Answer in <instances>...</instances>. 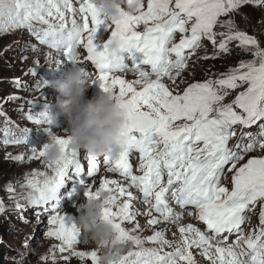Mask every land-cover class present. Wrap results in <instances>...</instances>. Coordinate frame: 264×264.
<instances>
[{
  "label": "snow or ice",
  "instance_id": "snow-or-ice-1",
  "mask_svg": "<svg viewBox=\"0 0 264 264\" xmlns=\"http://www.w3.org/2000/svg\"><path fill=\"white\" fill-rule=\"evenodd\" d=\"M132 2L128 0L129 5ZM248 4L260 7L264 0H147L137 14L122 11L119 20L108 21L94 0H0V31L27 29L41 45L62 53L90 77L81 60L80 50H85V60L96 69L93 84L99 83L105 93H114L127 118L126 150L118 159L103 158L108 172L119 173L129 182L127 188L117 180L104 179L94 191L87 178L97 175L98 158L74 151L68 139L57 136L62 157L54 164L46 162L48 144L40 151L31 149L30 158L44 159L52 174L38 172L29 178L27 199L33 206L55 213L48 219L46 234L60 242V253L69 252L89 264H99L100 260L96 250H76L89 240L76 225L69 226L58 211L61 189L71 180L86 189L88 199L100 192L110 194L104 219L111 223L122 246L131 244L136 249L117 256L114 264H197L193 248L201 250L211 264H264V211L258 231L246 234L242 228L248 221L247 213L257 203H264V156L245 161L257 148L264 151V128L259 139L251 138L242 151L239 144L237 150L229 147L236 136L235 126L249 128L264 121V49L255 37L237 30L232 19L221 20ZM106 22L114 29L103 50H98L97 32ZM34 23L43 27L36 28ZM142 25L143 31H139ZM217 26L226 31L217 33ZM115 38H119L122 55L113 63L109 47ZM204 40L218 45L220 53L230 52L229 44L235 41L242 50L251 51L254 59L241 62L220 79L192 83L182 93H174L162 78L175 83L173 71L185 69L187 51L194 52ZM142 64L151 65V71L142 70ZM128 72L139 79L128 82L117 75ZM237 89L240 91L234 100L224 103L229 90ZM28 119L50 124L47 111L29 114ZM46 131L53 134L51 127ZM5 137V144L28 143L23 138H8L7 133ZM133 153L139 154L140 174H134L129 162ZM226 172L231 173V188L223 183ZM129 189L142 194V203L148 206V225L161 222L153 212L169 224L195 215L206 231L192 224L178 225V242L168 240L162 231L146 240L133 235L140 229L138 223L132 231L124 227L137 215L131 203L137 197ZM170 199L183 211L177 212ZM4 210L0 203V213ZM232 233L237 234L234 243L225 238ZM146 242L156 247H145ZM165 247L172 250L165 251Z\"/></svg>",
  "mask_w": 264,
  "mask_h": 264
},
{
  "label": "rangeland",
  "instance_id": "rangeland-1",
  "mask_svg": "<svg viewBox=\"0 0 264 264\" xmlns=\"http://www.w3.org/2000/svg\"><path fill=\"white\" fill-rule=\"evenodd\" d=\"M227 19L233 20L237 30L243 31L248 35L255 37L260 42L261 48L264 49V6L257 7L254 4L242 5L234 14H230L228 17H221V20ZM221 31L226 30L217 26L216 32L219 33ZM9 35V32H0V98H4L5 96V98L13 96L11 98L15 100L23 99L29 95L31 90V97H34L36 103H38L37 99L39 97L36 96L39 94L37 93V88L40 86V81L43 82L45 80H49L50 76H54V73H52L54 72V67L53 65L47 64L45 59L44 61L41 59V62L35 61L33 59L32 55L34 52L30 50V40L25 38L23 34L16 33L15 35ZM229 46H231L234 52H228L225 54L221 53V57L218 58V63H216V61H214L216 59L213 57V55L217 53V51H212L214 46L209 41V44H205V51L212 53L213 59L207 61L202 59L199 60L196 64L189 67L187 69L188 71L184 74L190 79L192 78L191 74H193L198 78L204 79V81L212 80V78L217 80L222 76L227 75L231 70L238 68L241 62L254 59L252 52L242 50L238 46L237 42H230ZM203 68L212 70V74H210L208 71L206 72ZM221 71L224 73L220 74ZM33 72L35 74H32ZM126 78L129 79V82H134L135 80L139 79L138 76L134 77L130 75L124 77V79ZM181 78L185 79L184 82H178L169 87V89H171L174 93H182L187 86L192 83H197V81L191 82L184 77ZM191 80L193 81V78ZM164 83L171 84L170 82L166 81H164ZM166 86L168 87L169 85ZM136 87L139 89L140 85H136ZM238 93L239 92L237 91H231L229 93L231 94L230 98L234 99ZM17 94L18 96H15ZM86 94H90V91ZM45 95L43 98L49 97L48 94ZM5 98L3 99L2 105H4L6 102L4 101ZM30 100L33 101V99ZM17 103L18 102H15V104ZM10 108L11 107L9 105V108L7 109ZM12 150L13 149H2L0 147V198L6 200L5 202H2V204L5 205V208L9 206L12 208L10 209L11 212L6 211L3 216H0V264H89L87 260L80 259H77L79 262L75 260L73 263H70L68 260L74 259L75 257L72 256L71 253L64 255L63 253L59 252L58 247L60 242L54 238L48 237L46 234L50 226L47 223L48 218L45 220L43 209H39V206H33L36 211H34L33 208H31V211L37 213L34 215L31 213L29 207L24 205V203H26L28 200L25 199V201L22 203H11L12 201L14 202L16 198L22 200V198L19 196L23 194L22 185L25 181H22V175L20 178L17 177L15 179H11L9 174L15 170H18L20 167L28 165L30 161H34L30 158L32 154L28 153L27 151L24 150V153L22 154H13L11 153ZM262 154H264V151L261 150L254 152L249 155L245 161L252 156H263ZM17 157H22L23 160H18ZM40 161H42V163L38 162L37 165H33L32 168H30L31 171H35L34 168L36 169V166L37 168H40L39 166H43L44 163L46 164L45 160L41 159ZM100 166L102 174L98 176L97 173V175L91 179L93 182V187H98L100 181L104 179L112 178L120 180L118 174L110 173L108 172L107 168L105 170L102 165ZM47 170L48 168L45 167L42 172L46 173ZM230 175L231 173H229V176ZM26 177L25 179L28 178ZM24 185L28 188L26 182ZM74 187L76 188L75 193H78V197L74 199L73 203H66V201L63 202L62 205L59 206L58 211H61L65 207L72 205L77 207L78 205L84 204L82 201H85L88 197L85 196L84 198H81L82 201L79 202V200H81L79 194L83 193L85 188L83 186L72 184L71 180L66 183L64 187L65 192L61 193L70 195L73 193ZM12 196H16V198ZM134 202L138 203L137 200H134ZM134 202L131 201L133 205L132 211L137 213V215L135 216L134 222L125 223L124 227H126V229L132 231V229H134L138 223L140 225V229L137 232H133L132 234L139 235L142 239L146 240L147 237L153 235L156 231H162L165 233V236L168 240L173 242L179 241V236L175 235V232H171V229L167 228L168 226L157 227L156 225H148V218L144 215V213L141 210H134L135 208H142V206L140 204H135ZM17 205H19V207H17ZM21 205L24 206L21 207ZM78 211L79 210H76L75 212V219L77 221L76 224H79L80 216ZM52 214L55 213L47 212L46 217L50 218V215ZM15 216L19 217L22 221H19ZM39 216H42L44 219L42 218V220H39ZM187 224L192 223L187 222L185 225ZM140 230L142 231L139 233ZM10 236H14V238H9ZM144 246L156 247V245H152L151 243L147 242ZM194 249L196 248H193L192 251L197 264H211V262L207 259L203 261V258L205 257L201 255L200 250L196 251ZM88 250L97 251L95 244L91 242V246L88 248ZM130 250L135 251L136 249L131 244L126 245L124 255H127V252ZM164 250L171 251L172 249L165 247ZM50 252L55 253L56 258L54 260L53 257H51L52 254H49ZM56 252H58V254H56ZM98 254L100 255V253ZM65 256H68L69 259L65 260ZM45 257H47V259H45Z\"/></svg>",
  "mask_w": 264,
  "mask_h": 264
},
{
  "label": "clouds",
  "instance_id": "clouds-1",
  "mask_svg": "<svg viewBox=\"0 0 264 264\" xmlns=\"http://www.w3.org/2000/svg\"><path fill=\"white\" fill-rule=\"evenodd\" d=\"M101 15L108 21L119 20L121 12L135 15L140 10L144 0H94ZM119 38L112 39L109 52L113 63H116L122 55ZM51 63L53 56L47 57ZM93 84L91 77L84 74L81 68L74 65L66 79L52 82L43 81L44 87H52L60 94L56 107L59 108L68 119L71 130L68 139L74 151H84L87 154L100 158L110 157L118 159L127 140V118L118 107V100L114 93H105L100 98H93L87 102L84 100L86 90ZM49 127H56L58 117L51 116ZM48 127V128H49ZM57 135H49L47 163H55L61 159L62 151L56 143ZM110 199V194L100 192L98 197L87 199L79 206L81 213L79 224L81 233L95 244L100 253L99 264H114L117 256L124 255L125 246L118 240V234L110 222L103 216V210Z\"/></svg>",
  "mask_w": 264,
  "mask_h": 264
},
{
  "label": "bare ground",
  "instance_id": "bare-ground-1",
  "mask_svg": "<svg viewBox=\"0 0 264 264\" xmlns=\"http://www.w3.org/2000/svg\"><path fill=\"white\" fill-rule=\"evenodd\" d=\"M9 36H11V35H9ZM33 56V59L35 60V61H38V62H41V56L42 55H38V53H36L35 55H32ZM46 60V62H47V64H50V65H52L51 63L52 62H55L56 61V59H55V57H53V61L50 63L49 61H48V59L46 58L45 59ZM190 66H187L185 69H181V70H183V71H186L188 68H189ZM58 77H56V75L54 74V76H50V79H53V80H56ZM126 80L129 82V79L128 78H126ZM163 80V79H162ZM90 94H91V92H90ZM46 96V95H45ZM36 97H39L37 100H38V102L39 101H42V99H41V95L40 94H38ZM12 99V98H11ZM41 99V100H40ZM13 100H15V99H12V101ZM70 133H71V130H70V128H69V125H67L66 127H65V130L63 131V132H60V133H56V135L57 136H59V137H61V138H64L66 135H70ZM19 149H14V150H12L11 151V153H13V154H22V153H24V147H18ZM82 153H84V151L82 150ZM131 158H130V160H129V162H130V164L131 165H134V164H136V163H139L140 162V159H139V154H132L131 156H130ZM44 160V159H43ZM98 161H99V164L100 165H102V166H104V163H103V157H100V158H98ZM36 162V163H35ZM38 162H41L42 163V161H40V160H37V161H33V162H29L28 163V165H25L24 167H20L18 170H15V171H13L12 173H10L9 174V177L11 178V179H15V178H17V177H22L23 176V179H22V181H25L26 183H27V180L29 179V178H32L33 177V175L35 174V173H38V172H42L43 171V169H45V167H46V164L44 163L43 164V166H39L40 168H37V166H36V169L34 168V170L35 171H31V169L30 168H32V166L33 165H37V163ZM40 164V163H39ZM41 165V164H40ZM101 167V166H100ZM33 170V169H32ZM48 175H51L52 174V172H51V169H48L47 170V172H46ZM33 174V175H32ZM100 174H102L101 173V168H99V171H98V176L100 175ZM114 174H118V176H119V178H120V180L119 179H114V180H117V181H119L120 183H121V185H123V182H122V180H121V176L119 175V173H114ZM114 174H113V176H114ZM140 174V173H139ZM227 179H225L224 181H223V183L225 184V186H227V187H229V188H231V182H230V177H231V175L229 176V173L227 172ZM22 175V176H21ZM32 175V176H31ZM28 178H27V177ZM97 176V177H98ZM25 177L27 178V179H25ZM40 179H43V177H39ZM87 179H89V180H91V179H93V178H87ZM108 179H110V180H113L112 178H108ZM25 182H24V184H25ZM22 185V190H26L28 193L31 191L30 190V188L28 187H26L25 185ZM124 186V185H123ZM85 191H86V189H85ZM85 191L83 192V193H80L79 195H80V199L81 198H84L86 195H85ZM95 191V190H94ZM132 192H133V194H134V196H136L137 197V202L138 203H136V202H134L135 204H140L141 206H142V208L140 207V208H135L134 210H141L143 213H144V215L149 219L150 217H148L145 213L148 211V208H147V205H144L143 203H142V194L141 193H139L137 190H131ZM19 192V191H18ZM25 194H26V192H24ZM24 193H23V195H24ZM66 194V193H65ZM65 194H63L62 195V201L63 202H65L66 201V203H68V202H71V203H73V201H74V199H76L77 197H78V193H72L71 195H65ZM105 194H108V193H105ZM115 194V193H114ZM23 195H20L19 197L20 198H22V200H20L18 203H22L23 201H25V199L26 200H28L27 199V196L24 198V196ZM23 196V197H22ZM88 199V198H87ZM87 199L85 200V201H82V199L81 200H79V202H81L82 201V203L84 202H86L87 201ZM124 198H121V200H123ZM29 201V200H28ZM63 202H60V205H62V203ZM80 204V203H79ZM59 205V206H60ZM170 205L177 211V212H181V211H183V210H181L178 206H176L175 205V203H174V201H171V199H170ZM79 206L80 205H78L77 207H74L73 205L72 206H69V207H65L64 209H62L61 211H59L60 213H61V215H64L65 217H66V221L68 222V224H69V226H71V225H76V227L79 229V227H80V224H76V219H75V212H76V210H78L79 209ZM136 206V205H135ZM259 206H261L259 203H257L254 207H253V210L251 211V212H249V213H247V215H248V217H250L249 218V220H248V222H247V231H246V234H250L253 230H257L258 231V229H259V222H258V219L256 218V217H253L252 215H257V216H259L260 217V215H258V214H256L255 213V210L259 207ZM39 209H43V213L45 214V219L46 218H49V217H46V214H47V212H45L44 211V208H43V206H39L38 207ZM26 211H27V209H26ZM78 213H79V216L81 215V213H80V211H78ZM153 215L155 216V218H157L158 220H160L161 222L160 223H158V224H156V226L157 227H164V226H168L167 228H169V229H171V232H175V235H178L179 236V232H178V225H185L187 222H190V223H192L195 227H199V228H201V230L202 231H206V229H205V225H203L197 218H196V216L195 215H193V216H187V215H185L184 216V218L183 219H181L180 221H178L177 222V224H169V223H167V222H164L163 220H162V218L159 216V214H157V213H155V212H153ZM72 216H74V217H72ZM252 216V217H251ZM42 216H39L38 217V219L39 220H42ZM44 219V218H43ZM186 226V225H185ZM142 230H140L139 231V233L141 232ZM177 232V233H176ZM82 236L84 237V239H86L87 240V238L82 234ZM228 236V235H227ZM9 238H14V236H10ZM229 238H231V237H229ZM91 246V241L89 240V242L88 243H81V244H79V245H77L76 246V250L77 251H81V250H88V248ZM194 250H196V251H199V249H194ZM201 251V250H200ZM49 254H52L51 255V257H53V260L56 258L55 257V253H52V252H50ZM56 254H58V252H56ZM64 255H66V254H70L69 252H65V253H63ZM54 255V256H53ZM73 258V257H72ZM77 259H79V258H77V257H75L74 259H69L68 261L70 262V263H73L75 260H77ZM206 260V258H203V261H205ZM58 261V260H57ZM78 262H79V260H77Z\"/></svg>",
  "mask_w": 264,
  "mask_h": 264
},
{
  "label": "trees",
  "instance_id": "trees-1",
  "mask_svg": "<svg viewBox=\"0 0 264 264\" xmlns=\"http://www.w3.org/2000/svg\"><path fill=\"white\" fill-rule=\"evenodd\" d=\"M230 49H231V51L230 52H234V50L231 48V46L229 47ZM216 63H218V62H216ZM210 72V74H212V70L211 71H209ZM222 73H224L223 71H221L220 72V74H222ZM234 91H237V92H239L240 91V89H237V90H234ZM0 92H1V89H0Z\"/></svg>",
  "mask_w": 264,
  "mask_h": 264
}]
</instances>
